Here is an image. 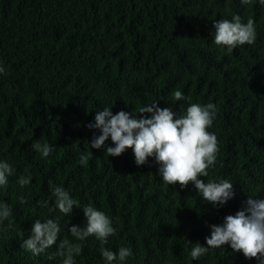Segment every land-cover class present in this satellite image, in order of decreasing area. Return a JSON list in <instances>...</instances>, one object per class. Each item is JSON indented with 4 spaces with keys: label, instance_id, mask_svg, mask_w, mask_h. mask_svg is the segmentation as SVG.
I'll return each mask as SVG.
<instances>
[{
    "label": "trees",
    "instance_id": "1",
    "mask_svg": "<svg viewBox=\"0 0 264 264\" xmlns=\"http://www.w3.org/2000/svg\"><path fill=\"white\" fill-rule=\"evenodd\" d=\"M238 15L255 21L256 41L232 52L214 43L213 24ZM0 162L14 169L0 186L12 215L0 224V264H63L62 240L80 244L74 264H107L101 249L129 248L112 264H259L230 246L207 247L211 226L264 200V4L250 0H0ZM180 90L184 100L175 101ZM158 103L177 117L193 103L214 104L208 131L219 152L205 183L227 179L234 196L212 205L189 183L168 185L150 158L137 166L131 149L108 157L109 138L90 148L96 112L133 113ZM149 118V114H144ZM53 147L43 157L33 145ZM89 160L81 164V156ZM31 175L28 185L20 177ZM61 187L78 202L69 216L49 212ZM23 201V202H22ZM48 202L45 204V202ZM93 206L112 221L106 244L77 241L68 228L86 226ZM57 221L59 239L33 256L21 245L39 220Z\"/></svg>",
    "mask_w": 264,
    "mask_h": 264
},
{
    "label": "clouds",
    "instance_id": "2",
    "mask_svg": "<svg viewBox=\"0 0 264 264\" xmlns=\"http://www.w3.org/2000/svg\"><path fill=\"white\" fill-rule=\"evenodd\" d=\"M249 2L250 0H241L243 4ZM259 2L264 4V0ZM213 27L215 45L227 49L228 52L238 46L253 45L256 41L255 21L252 18L247 23H242L241 18L236 15L231 20L221 19L215 22ZM4 72L5 69L0 63V74ZM173 99L181 101L185 96L180 90H175ZM137 114L141 118L137 119L136 115L125 111L114 115L109 108L96 112L94 123L88 127L99 129L100 135L93 137L90 148L100 149L110 138L114 147L106 148L108 157H119L131 149L138 167L146 165L150 158H154L159 165V175L168 185L179 184L181 188H185L191 183L204 201L214 206L224 205L233 198V183L229 180L205 183L200 179L208 176V169L215 165L219 152L216 135L208 131L216 114L214 104L201 106L193 103L187 108L185 115L177 117L171 107L161 108L158 103H152L150 106L139 107ZM144 114H149V118H145ZM33 147L43 157H48L54 150L47 143L41 145L37 142ZM80 159L81 164H85L89 156L85 154ZM13 172L11 165L0 162V186L7 184V177ZM30 180L31 175L22 176L19 184L28 185ZM52 196L55 201L49 208L50 213L58 209L60 213L69 216L73 208L78 206V202L61 187H55ZM47 203L46 201L45 204ZM83 213L86 226L80 228L73 225L68 228V232L77 241L94 236L101 244H106L108 238L115 235L112 221L105 213L91 205L83 208ZM11 215V207L0 202V224ZM60 232L61 227L57 221L36 220L32 224L30 236L21 246L33 256H39L57 244ZM206 244L207 247H202L199 243L194 245L191 250L194 260L204 256L211 248L228 245L234 253H242L245 259H255L259 264H264V200L248 197L244 210L226 216L222 225L211 226V235L206 238ZM81 252L80 244H73L65 239L60 241L56 255L64 257L63 264H74L73 257ZM101 254L107 264H112L117 259L124 262L132 255V251L122 247L117 253L102 248Z\"/></svg>",
    "mask_w": 264,
    "mask_h": 264
}]
</instances>
